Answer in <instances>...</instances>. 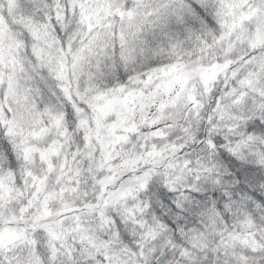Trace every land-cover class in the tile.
Wrapping results in <instances>:
<instances>
[{
    "label": "snow or ice",
    "instance_id": "1",
    "mask_svg": "<svg viewBox=\"0 0 264 264\" xmlns=\"http://www.w3.org/2000/svg\"><path fill=\"white\" fill-rule=\"evenodd\" d=\"M0 264H264V0H0Z\"/></svg>",
    "mask_w": 264,
    "mask_h": 264
}]
</instances>
